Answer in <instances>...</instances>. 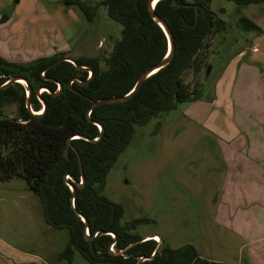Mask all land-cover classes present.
<instances>
[{
    "label": "trees",
    "instance_id": "1",
    "mask_svg": "<svg viewBox=\"0 0 264 264\" xmlns=\"http://www.w3.org/2000/svg\"><path fill=\"white\" fill-rule=\"evenodd\" d=\"M228 1L245 7L264 3V0ZM149 2H66L67 6L78 7L89 23L94 21L99 8L105 7L108 17L122 27L121 40L105 58L106 70L101 69L97 58L76 59L79 66L93 72L92 76L69 62L51 67L63 56L40 58L28 64L0 57V87L15 77L26 79L33 89L32 109L34 113L42 112L33 115L27 110L26 86L15 83L0 91V180L25 179L43 206L46 224L68 231V242L58 255L59 262L73 264L77 251L89 264H138L140 258L152 257L157 249L158 243L148 240L129 248L126 256L117 255L142 239L136 230L147 220L123 223L122 206L103 194L106 179L131 143L137 126L147 125L160 114L176 110L180 104L202 99L204 87L189 91L182 77L206 46L207 39L215 32L225 31L226 22L211 10L210 0H176L180 8L173 7L172 0L158 1L154 12L165 20L174 38L171 63L149 77L127 102L96 107L88 116L91 100L126 96L142 74L168 54V39L153 20ZM209 70L206 69L207 77ZM40 88L49 91L40 96L47 105L46 111L37 96ZM12 105L17 108L16 117L4 112ZM98 125L104 129L101 138ZM72 137L75 139L68 148ZM74 149L82 161L85 177L82 189L71 180L72 177L80 183L82 177ZM69 184L76 188L75 195ZM75 210L86 219L89 236H96L91 242L86 237L85 223ZM112 246L114 252L110 250ZM204 263L196 249L187 245L179 249L164 246L161 253L142 264Z\"/></svg>",
    "mask_w": 264,
    "mask_h": 264
},
{
    "label": "rangeland",
    "instance_id": "2",
    "mask_svg": "<svg viewBox=\"0 0 264 264\" xmlns=\"http://www.w3.org/2000/svg\"><path fill=\"white\" fill-rule=\"evenodd\" d=\"M210 2L211 10L226 22V29L207 39L206 46L182 77L189 91L204 87L200 101L205 103H210L213 87L225 66L247 47L243 31L250 18L248 7L228 0ZM73 10L81 20L75 28L85 29L88 34L85 38L89 40L85 43L89 50L78 58H97L101 69L106 70L104 61L113 45L121 40V25L108 17L105 7L98 10L93 23L86 20L78 7ZM101 37L105 42L98 51L96 44ZM70 55L77 58L74 52ZM3 59L13 62L12 58ZM22 59L21 64L38 60L30 56ZM206 69H210L208 77ZM198 111L202 108L197 102L184 103L145 126H137L131 143L107 176L103 194L122 206L123 223L147 220L136 230L141 237L158 234L172 249L191 245L201 256L214 261L210 263L232 260L231 264H249L244 256L233 261L240 254L242 239L218 223L214 205L224 180L223 163L214 136L191 121ZM4 112L10 117L17 116L15 105L6 107ZM204 124L212 129L207 120ZM68 237L67 230H56L46 224L43 206L25 179L0 180V242L4 245L0 248V264H15L21 255L41 257L47 264H66L58 261V255ZM73 264L89 263L76 251Z\"/></svg>",
    "mask_w": 264,
    "mask_h": 264
},
{
    "label": "crops",
    "instance_id": "3",
    "mask_svg": "<svg viewBox=\"0 0 264 264\" xmlns=\"http://www.w3.org/2000/svg\"><path fill=\"white\" fill-rule=\"evenodd\" d=\"M67 1L0 0V57L16 63H24L22 58L27 56L80 59L78 56L89 50L85 47L88 34L75 28L81 20ZM82 1L98 4L104 0ZM247 11L250 18L243 31L247 47L224 67L210 103L196 101L202 111L191 121L214 136L223 163L224 180L214 206L219 225L242 239L240 254L233 261L244 256L249 264H264V3ZM104 42L101 37L96 44L98 51ZM205 120L212 129L206 127ZM150 236L161 237L151 234L142 238ZM0 248H4L1 242ZM29 261L47 264L30 255L17 256L14 263Z\"/></svg>",
    "mask_w": 264,
    "mask_h": 264
},
{
    "label": "water",
    "instance_id": "4",
    "mask_svg": "<svg viewBox=\"0 0 264 264\" xmlns=\"http://www.w3.org/2000/svg\"><path fill=\"white\" fill-rule=\"evenodd\" d=\"M160 1V0H150L149 2V11H150V14L153 18V20L159 25V27L162 29V31L164 32V34L166 35V38L168 39V54L166 55V57L161 61L159 62L157 65L153 66L152 68H150L148 71H146L144 74H142V76L139 78L137 84L135 85L134 89L129 93L127 94L126 96H123V97H119V98H110V99H106V100H101V101H98V102H95V101H92L91 100V103H92V108L91 110L89 111V114L88 116H90V113L91 111L96 108V107H99V106H104V105H114V104H121V103H125L127 102L128 100H130L141 88V86L143 85V83L149 78L151 77L152 75L156 74L157 72H159L160 70L166 68L172 61L173 57H174V51H175V45H174V38H173V34L169 28V26L167 25V23L165 22V20H163L162 18H160L159 16H157L154 12V9H155V5L156 3ZM172 6L173 7H177V8H180L179 5H177V2L176 0H172ZM61 62H69L71 64H73L77 69L79 70H87L90 75L92 76L93 75V72L85 67H81L77 64L76 60L73 59V58H70V57H64L62 59H60L59 61H57L55 64H53L51 67L61 63ZM90 76V77H91ZM23 81L25 83V86L27 87V104H26V108L27 110L33 114V115H37L33 112V109H32V104H31V99H32V96H33V89L30 87L28 81L24 78H20V77H15V78H12L11 80H9L6 84H4L3 86L0 87V91L6 89L7 87H9L10 85H13L15 83H19ZM59 88L62 89L61 85H59ZM42 90H45V91H48V89L46 88H40L38 91H37V96L38 98L40 99V96L42 94ZM49 92V91H48ZM40 102L43 104V111H46L47 109V105L40 99ZM99 129H100V138L102 137L103 135V132H104V129L102 126H99ZM75 137H78L76 139H79V138H83L81 136H75ZM99 138V139H100ZM75 139L74 137L70 138L68 140V148H70L71 146V141ZM85 140H88V141H91L90 139L88 138H84ZM99 139L97 140H94L92 142H96L98 141ZM68 148L65 152V157H67V153H68ZM75 150V149H74ZM77 156H78V159H79V163H80V170H81V174H82V177H81V182L78 183L74 178L71 177V180L73 183H75L77 185V187L79 189H82L84 187V183H85V177L83 175V169H82V161H81V158L79 156V154L77 153V151L75 150ZM70 186V190L71 192L73 193V195H75L76 193V188L69 184ZM72 206L73 208L75 209V206H74V197L72 198ZM76 214L78 215V217L81 218V220L85 223V226H86V237H87V240L88 241H92L96 236L94 237H90L89 236V232L87 230V227H88V224H87V221L86 219L81 215L79 214L76 210H75ZM98 235V233L96 234ZM111 236H113V238H115L114 235L110 234ZM158 237V236H157ZM153 238H155L154 236H150V237H146V238H142L140 241H138L137 243H134L132 245H130L127 249L123 250V251H120L117 253V255H122V256H126V251L137 245V244H140L142 242H145V241H148V240H152ZM159 238V241L157 242L158 243V246H157V249L155 251V253L153 254L152 257L150 258H140L139 259V262L138 264H142L143 262H146V261H150L152 260V258L158 253L163 250L164 246H163V241L161 239V237H158ZM204 264H217V263H204Z\"/></svg>",
    "mask_w": 264,
    "mask_h": 264
},
{
    "label": "bare ground",
    "instance_id": "5",
    "mask_svg": "<svg viewBox=\"0 0 264 264\" xmlns=\"http://www.w3.org/2000/svg\"><path fill=\"white\" fill-rule=\"evenodd\" d=\"M21 85H25V83L23 81L20 82ZM34 112V111H33ZM42 112L39 113H35V114H41ZM155 240L159 241V239L155 238Z\"/></svg>",
    "mask_w": 264,
    "mask_h": 264
},
{
    "label": "built area",
    "instance_id": "6",
    "mask_svg": "<svg viewBox=\"0 0 264 264\" xmlns=\"http://www.w3.org/2000/svg\"><path fill=\"white\" fill-rule=\"evenodd\" d=\"M90 74V73H89ZM42 75H44V74H42ZM113 237V236H112ZM154 239V241H157V240H155V238H153ZM158 242V241H157ZM110 250H111V252H114L115 250H114V247L112 246L111 248H110Z\"/></svg>",
    "mask_w": 264,
    "mask_h": 264
}]
</instances>
